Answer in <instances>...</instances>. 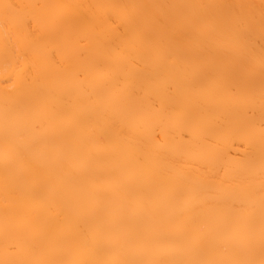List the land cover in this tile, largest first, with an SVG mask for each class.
<instances>
[{"label": "bare ground", "instance_id": "1", "mask_svg": "<svg viewBox=\"0 0 264 264\" xmlns=\"http://www.w3.org/2000/svg\"><path fill=\"white\" fill-rule=\"evenodd\" d=\"M0 264H264V0H0Z\"/></svg>", "mask_w": 264, "mask_h": 264}]
</instances>
